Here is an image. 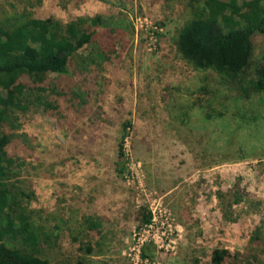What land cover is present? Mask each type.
I'll return each mask as SVG.
<instances>
[{
    "label": "rangeland",
    "instance_id": "rangeland-1",
    "mask_svg": "<svg viewBox=\"0 0 264 264\" xmlns=\"http://www.w3.org/2000/svg\"><path fill=\"white\" fill-rule=\"evenodd\" d=\"M189 1L0 0V17L25 10L65 24L100 15L116 29L110 59L92 65L84 109L54 117L16 112L31 148L21 168L34 191L29 209L57 235L44 251L49 264L81 257L90 264H210L215 248L245 254L229 264H264V245L248 246L253 230L264 227V98L237 96L178 55L174 39L191 17ZM263 51L258 33L254 56ZM202 85L218 94L210 118ZM237 112L258 121L241 122ZM236 182L245 193L239 203L232 201ZM82 215L103 219L102 237L74 239Z\"/></svg>",
    "mask_w": 264,
    "mask_h": 264
},
{
    "label": "trees",
    "instance_id": "trees-1",
    "mask_svg": "<svg viewBox=\"0 0 264 264\" xmlns=\"http://www.w3.org/2000/svg\"><path fill=\"white\" fill-rule=\"evenodd\" d=\"M189 5L191 17L177 29L174 39L178 55L195 70L214 73L218 83L235 95L247 97L251 92L262 100L264 51L254 56V37L264 33V0H190ZM104 25L100 15L77 17L65 24L52 17L35 18L25 10L0 17V264H49L44 251L52 248L57 238L36 223L29 209L34 191L21 168L31 156V148L29 138L20 131L16 112L34 108L54 117L84 109L95 84L92 65L108 61L115 51L112 34L116 29ZM84 46L92 47L86 56L79 53ZM62 76L71 77L68 84L64 85ZM200 90L211 97L205 111V117L210 118L215 112L212 99L218 94L206 85ZM236 115L241 122L258 121L255 115ZM126 127L128 122L123 124ZM124 154L120 137L118 172L123 170ZM231 193L233 203L245 201L238 182ZM102 220L82 215L74 239L87 233L102 237ZM142 221L150 223V212L144 213ZM251 244L264 245V227L253 230L248 239V246ZM90 246L85 244L86 254L93 252ZM242 255L215 248L210 264H229L230 259ZM92 261L81 257L75 264Z\"/></svg>",
    "mask_w": 264,
    "mask_h": 264
}]
</instances>
